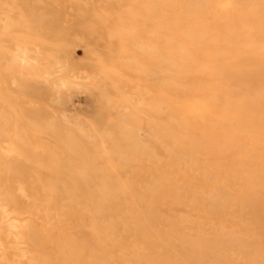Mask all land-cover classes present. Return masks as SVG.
<instances>
[{
    "label": "rangeland",
    "instance_id": "obj_1",
    "mask_svg": "<svg viewBox=\"0 0 264 264\" xmlns=\"http://www.w3.org/2000/svg\"><path fill=\"white\" fill-rule=\"evenodd\" d=\"M0 264H264V0H0Z\"/></svg>",
    "mask_w": 264,
    "mask_h": 264
}]
</instances>
